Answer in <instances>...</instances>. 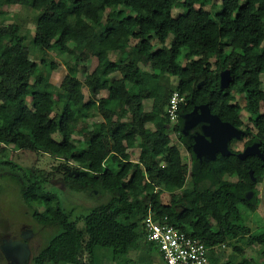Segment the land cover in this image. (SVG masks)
Returning a JSON list of instances; mask_svg holds the SVG:
<instances>
[{"label": "trees", "instance_id": "1", "mask_svg": "<svg viewBox=\"0 0 264 264\" xmlns=\"http://www.w3.org/2000/svg\"><path fill=\"white\" fill-rule=\"evenodd\" d=\"M198 1L183 0L182 11L173 15L175 0H0V13L6 5L25 6L35 20L31 47L17 26H0V168L20 181V197L32 208L33 219L56 229L30 264H93L95 247L110 249L113 257L156 248L139 226L148 201L158 216L208 246L219 248L242 236L264 246V232L253 234L239 210L243 205L254 211L264 160L257 155L239 159L232 140L230 155L199 160L193 139L182 132L185 114L207 104L222 121L243 130L244 147L256 143L264 157V0H220L213 15L197 8ZM52 51L69 57L58 85L51 83L58 66L49 58ZM112 52L116 60L110 59ZM92 59L94 69L82 70L80 77L78 63ZM167 76L178 81L166 93ZM174 90L185 103L171 128L190 155L189 165L168 136L166 107ZM236 93L245 98L243 106ZM145 100H151L150 110ZM242 110L253 126L243 127ZM75 133L83 137L78 143ZM134 149L137 158L131 157ZM8 150L34 152L52 161V170L40 177L35 168L9 159ZM54 176L70 191L109 196L72 217L46 188ZM188 177L190 187L183 188ZM162 192L169 194L168 203L161 202ZM80 221L84 231L77 227ZM84 241L88 261L82 255ZM210 261L264 264L233 255L220 261L214 250Z\"/></svg>", "mask_w": 264, "mask_h": 264}, {"label": "rangeland", "instance_id": "2", "mask_svg": "<svg viewBox=\"0 0 264 264\" xmlns=\"http://www.w3.org/2000/svg\"><path fill=\"white\" fill-rule=\"evenodd\" d=\"M182 1L183 0H175V7L172 11L173 15H177L182 11V8L180 6ZM201 1L202 0H199L195 4V6L197 8L201 7L204 10L211 11L212 15L217 9H219L220 0H210V2L207 1L205 4L201 3ZM2 10V13H0V26L8 24L17 26L20 33L26 37L24 43L28 47H31V39L33 37L35 22L34 14L31 9L29 7L19 5H6L2 8ZM135 43L136 39H132L130 41L131 47H133ZM12 45L13 47H15L16 42H14ZM152 45L153 48H157L159 46V43L153 39ZM69 46L71 48H74V45L72 43H70ZM48 54L50 60H54L58 64L57 68L54 69L51 74V83L54 85H58L67 72L66 64L69 61V57L65 54L58 55L53 51ZM109 56L111 60H116L118 54L112 52ZM31 58L34 59L33 56H31ZM36 59L37 56H35V60ZM213 61L214 60H212V62ZM95 65L96 61L94 59H92L90 64H88V62L78 63L79 76L82 77V70L86 69L91 71L94 69ZM140 66L146 72L151 71L150 65L148 64H141ZM212 66L214 67V63ZM119 76V74H113L112 78H118ZM260 77L264 90V73H262ZM177 81V77L175 76H167L163 78L164 84L168 85L167 87H165L166 93L170 90L169 88H173L176 86ZM105 94L106 93L103 92L100 96H104ZM235 96L236 101L241 106H243L245 104V98L237 93L235 94ZM144 108L145 110H150L152 108L151 100L144 101ZM260 112L264 113V102L260 105ZM240 114L241 119L244 123L243 127L253 126V123L248 120L249 115L247 114V112L242 110ZM94 121H96V119L90 120L88 126L91 125V123ZM148 126L152 128L151 125ZM171 127L172 125L170 124L168 127V136L170 138V141L171 143L179 146L183 161L189 165L190 155L180 145L177 139V134L172 131ZM73 138L76 143H78L77 140L81 141L83 139V137L78 133H75L73 135ZM243 144L244 141L232 140L230 145L233 150L241 152L244 149ZM130 153L132 158H137V149L130 150ZM6 156L26 168H35L33 172L40 177H43L46 173L51 172L52 170L53 162L46 160L42 156L38 157L34 152H12L8 150L6 152ZM227 179L236 181L237 178L236 176H230L227 177ZM19 184L20 181L17 178L13 177L7 169H4L2 167L0 168V264H9L3 253L1 252V245L4 242L8 240L19 239L21 234L25 232L27 235L24 241L28 244L32 256L36 251H38L43 245L47 243L50 236L53 235V233H55L56 231V229L53 227H45L39 225L33 219L31 215L32 208L27 206L20 197ZM61 185V179H59L58 176H54L50 179V181L46 183V188L49 190L53 189V191L59 198L61 205L65 209V212H70L69 214L72 217L85 214L92 206L104 203V201H106L109 196L107 193L101 192H74L70 191L69 189L63 188ZM188 187H190L189 177L187 178L183 188ZM255 190L257 192V198L254 211L247 209L243 205L239 206V210L243 218L244 225H246L253 234H259L261 232H264V179L256 183ZM169 199V194L167 192H162L161 202L168 203ZM39 210H42V208H40ZM77 227L79 230L84 231V222H78ZM84 246L85 241L83 242V247ZM233 247L240 248L241 252L238 253L234 250ZM263 250L264 246L253 243L248 236H242L237 239L229 240V242L224 246L221 245L219 248L215 249L214 253L220 255V261L225 260L229 255H233L236 256L238 260L252 259L258 263H263ZM93 254V264H164L159 251L154 247L148 252L133 251L128 255L118 257H113L110 249L95 247ZM82 255L86 259V261L89 260L90 254L86 246L83 249ZM27 264H30V261ZM87 264L91 263L87 262Z\"/></svg>", "mask_w": 264, "mask_h": 264}, {"label": "water", "instance_id": "3", "mask_svg": "<svg viewBox=\"0 0 264 264\" xmlns=\"http://www.w3.org/2000/svg\"><path fill=\"white\" fill-rule=\"evenodd\" d=\"M225 71L222 75V85H227ZM198 123H203L201 132L196 133L192 139V151L195 156L201 159L215 160L216 155L228 156L232 152L229 149L231 140H240L243 136V130L237 129L228 122L222 121L217 115L211 113L207 104L196 105L193 109L184 116V124L182 131L186 133L190 128ZM257 155L264 160L258 144L253 143L244 147L237 153V157L244 160L247 156ZM252 170H249L252 176ZM252 196L247 194V198ZM26 233L21 234L22 240H8L1 245V252L9 264H27L31 260V253L28 244L23 240L26 238Z\"/></svg>", "mask_w": 264, "mask_h": 264}, {"label": "built area", "instance_id": "4", "mask_svg": "<svg viewBox=\"0 0 264 264\" xmlns=\"http://www.w3.org/2000/svg\"><path fill=\"white\" fill-rule=\"evenodd\" d=\"M184 103V96L172 92L166 107L171 125L177 122L179 107ZM139 226L144 239L156 247L164 264H211L210 251L217 246H208L206 240L178 229L167 221L166 216H158L149 201Z\"/></svg>", "mask_w": 264, "mask_h": 264}, {"label": "flooded vegetation", "instance_id": "5", "mask_svg": "<svg viewBox=\"0 0 264 264\" xmlns=\"http://www.w3.org/2000/svg\"><path fill=\"white\" fill-rule=\"evenodd\" d=\"M202 124L203 123H198L195 126H193L192 128H190L188 131H186V133H184L183 131L182 132H183L184 135H187L188 134L192 138L196 133L201 132V126H202ZM17 240H22L21 236Z\"/></svg>", "mask_w": 264, "mask_h": 264}]
</instances>
